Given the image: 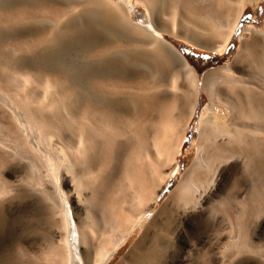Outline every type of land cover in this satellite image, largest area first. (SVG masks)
Listing matches in <instances>:
<instances>
[{"label": "bare ground", "instance_id": "6f19581e", "mask_svg": "<svg viewBox=\"0 0 264 264\" xmlns=\"http://www.w3.org/2000/svg\"><path fill=\"white\" fill-rule=\"evenodd\" d=\"M144 1L149 5L154 3V0ZM244 1L161 0V4L162 11L169 10L174 19L179 12L178 28L187 27L192 35L179 36L192 43H200L201 38L208 41L209 32L204 29L210 24L219 38L215 47L222 52L236 29ZM162 6H158L159 9ZM149 10L151 21L143 24L132 20L128 0H0V63H13V76L24 78L29 89L24 92L23 88V92L8 95V98L5 93L6 96L0 94L1 101L7 98L6 104H12L5 106H13L8 108L13 110V120L19 128L33 134L38 146L47 145L40 152V148L36 150L44 164L50 161L57 169L65 157L72 163L79 162L80 174L74 164L71 168L72 178L81 192L92 183L88 177L100 157L104 160L114 153L117 160L124 158L127 151H139L140 155L143 152L148 157L154 151L158 156L172 159L173 165L164 182L155 186L148 199L151 201H146L134 218L131 219V213L113 211L110 214L111 226L121 236L113 243V248H100L98 264L110 261L115 249L125 242L146 211L156 203L159 193L175 173L177 162L173 155L181 151L184 132L176 137V142H172V138L177 135L174 133H179V129L176 130L183 116L187 114L190 119L194 114L200 88L209 91L210 103L204 108L205 115L200 121L197 158L174 189L180 206L192 203L193 192L208 181L205 174L213 173L211 171L229 159H239L241 155L248 166L264 168V149L261 148L264 139V27L260 31L253 30V35H258L249 40L241 37L232 65L242 63L247 71L244 69L239 77H234L229 72L230 66L222 65L205 72L200 86L195 69L162 35L169 30L167 26L153 15L151 7ZM173 25L176 27L175 23ZM9 44L12 49L6 50L3 45ZM217 71L222 73L226 91L218 89ZM6 77L13 80L9 75ZM32 79L45 89L41 91L39 85L33 86ZM0 126L3 129L5 125ZM4 132L0 134L3 150L27 154L30 147L27 144L32 140L27 137L31 134L23 136L12 128ZM51 138L63 147L62 152L58 146H51ZM220 138L226 139L224 145V139L218 141ZM10 147L15 152L10 151ZM90 147L94 149L93 156L88 152ZM37 159L34 160L38 163ZM38 165L30 166L35 171ZM155 170L152 166V171ZM32 179L29 180L34 181L35 177ZM37 182L34 183L37 185ZM59 191V185H55L54 204L62 214L64 233L62 245L54 255L60 264H81L76 260L80 259V251L76 250V254L74 247L79 249L85 232L75 221L72 206L70 211ZM135 194L143 197L145 193L141 188Z\"/></svg>", "mask_w": 264, "mask_h": 264}, {"label": "rangeland", "instance_id": "374dc122", "mask_svg": "<svg viewBox=\"0 0 264 264\" xmlns=\"http://www.w3.org/2000/svg\"><path fill=\"white\" fill-rule=\"evenodd\" d=\"M128 1L131 17L135 22L149 23L151 7L153 15L169 29L162 35L195 69L200 86L205 72L222 65L230 66L229 72L234 77H239L244 69L247 71L242 63L232 65L234 56L239 51L241 37L243 40H249L254 35H258H253V30L260 31L264 27V0H245L244 10L236 29L225 50L221 52L215 47L219 38L212 31L210 24L204 29L205 32H209L208 41L201 38L200 43H192L179 36L180 34L192 36L187 27L178 28L176 19L179 12L175 15V19L170 15L169 10L164 13L161 0H154L153 5H149L144 0ZM158 6H162L161 9ZM222 27L225 29V26ZM247 27L249 29H246ZM174 29L177 34L172 33L175 32ZM3 46L6 50L12 49L11 44ZM14 67L13 63L7 65L0 63V94H6L7 98L8 95L21 92L23 88L24 92L29 91L24 84V78L13 76ZM7 75L13 80H6ZM216 75L219 81L218 89L226 91L222 73L217 71ZM32 81L33 79L30 80L31 84L39 85L41 91L45 89V86L38 81ZM17 83H20L19 86ZM7 98L1 101L2 97H0V125H5L3 128L5 132L0 129V134L3 132L5 134L8 128L10 131L12 128V131H18L17 134L30 135V132L19 128L16 120H13L15 115L13 113V116L11 112L13 110H10L13 106H8L10 109L5 106ZM209 103V91L200 88L194 114L190 119L187 118V114L183 116L176 130L177 132L179 129V133H174V136L177 135L172 138V142H176L178 136L184 132L181 151L173 155L177 162L175 173L159 193L156 203L148 212L146 211L145 216L133 228L131 235L129 234L125 240L126 243L120 244L115 249L107 264H264V188H262L264 168L252 164L248 166L246 158L240 155L239 159L237 157V160L229 159V162H223L224 164L211 171L213 173L205 174L208 178L206 185L198 187L193 192V201L186 207L180 206L182 204L174 192L197 158L200 121L205 115L204 108ZM219 109L224 111L221 105ZM181 125L186 126L182 128ZM28 137L27 139L32 140L27 141L30 147L24 155L15 152L14 148L10 147V151L15 152L11 153L9 149L3 150L4 146H0V264H60L54 254L62 245L64 228L61 227L62 214L60 215L58 206L54 204L56 203L55 185H59L61 197L68 202L67 208L70 210L72 206L74 219L78 225H82L85 232V239L80 241L79 249L74 247L76 254L78 250L80 251V259L76 260L81 264H98L100 248L102 246L106 250L113 248L121 236L118 230L112 228L110 214L113 211L124 212V215L131 213V219L134 218L144 203L151 201L148 199L152 197L155 186L164 182L166 174L173 165L171 158L158 156L156 153L155 155L154 151L148 157L143 152L140 155L139 151H127L126 158L117 160L113 153L104 160L100 157L97 165L93 164L97 168L92 166L94 169L88 177L92 183L79 192L72 178L71 168L74 164L76 171L81 173L79 162L72 163L65 157L57 169L50 161L44 164V159L39 157L41 156L39 150L47 148V145L38 146L39 143L37 144L33 134ZM223 139L220 138L218 141H223L224 145L226 139ZM54 141L55 139L51 138V146H58L57 149L60 148L62 152L63 147ZM31 146L35 149L34 152ZM90 148L88 152L93 156L94 149ZM261 148L264 149V139ZM37 149L39 152L36 151ZM121 153L123 152H119L122 156ZM35 157L38 158L39 164L42 163L41 165L34 160ZM32 164L38 165L36 166L38 172H35L36 169L35 171L31 169ZM152 166L156 167L154 172ZM32 171L36 173L35 176ZM33 176L40 183L35 179L31 181ZM27 181L37 182V185ZM141 188L145 194L143 197H138L135 193ZM143 198H146L145 201ZM76 237L75 234L74 238Z\"/></svg>", "mask_w": 264, "mask_h": 264}]
</instances>
